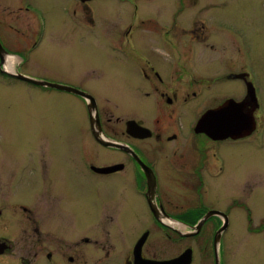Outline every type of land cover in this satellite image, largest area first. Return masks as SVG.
Segmentation results:
<instances>
[{"label": "flooded vegetation", "instance_id": "obj_1", "mask_svg": "<svg viewBox=\"0 0 264 264\" xmlns=\"http://www.w3.org/2000/svg\"><path fill=\"white\" fill-rule=\"evenodd\" d=\"M227 3L0 0V82L86 111L0 144V264H145L186 249L189 264H228L245 240L264 251V44L211 11Z\"/></svg>", "mask_w": 264, "mask_h": 264}, {"label": "rangeland", "instance_id": "obj_2", "mask_svg": "<svg viewBox=\"0 0 264 264\" xmlns=\"http://www.w3.org/2000/svg\"><path fill=\"white\" fill-rule=\"evenodd\" d=\"M225 1L227 6L218 5L211 11L218 13L224 22H233L248 44H264V0ZM58 54L52 52L49 58L57 59ZM85 115L83 103L74 96L66 93L50 96L32 86L0 82V144L12 142L23 147L31 139L29 133L38 141L48 130L73 125L77 123L75 117L78 120ZM227 260L228 264H264L263 247L251 240L234 241Z\"/></svg>", "mask_w": 264, "mask_h": 264}, {"label": "water", "instance_id": "obj_3", "mask_svg": "<svg viewBox=\"0 0 264 264\" xmlns=\"http://www.w3.org/2000/svg\"><path fill=\"white\" fill-rule=\"evenodd\" d=\"M24 78L29 80V81H31V82H33L34 84L44 85V83H42L40 81H37L35 79L28 78V77H24ZM49 86L61 88V89H64V90H67V91H71V92H74V93H79L81 95H87L86 93H84L82 91H78L77 89H74V88H71V87H68V86H65V85H49ZM235 104H237V103L234 102L233 100H228L227 102H225V104L220 106V108H218L216 110H212L210 113H212L213 117H216V118L218 117L220 119V117H221V115L223 113H228V112H226V109L230 108V107H233V105H235ZM93 107H95L94 103L90 104V102H89L88 103L89 112H91ZM206 116H207V114H206ZM206 116L204 115L198 120L197 129H203V127H202V125H204V120L203 119ZM226 116H227V114H226ZM224 123L228 124V125L234 124L233 121L230 122L229 120H226L225 122H223V124ZM219 234H220V230L217 232V234L215 235V238H214V248H215L216 251H217V245H218V240H219ZM190 262H191V250L190 249H186L180 255H178L175 258H171V259H167V260H160V261H150V262H147L145 264H189ZM216 264H219L217 254H216Z\"/></svg>", "mask_w": 264, "mask_h": 264}]
</instances>
